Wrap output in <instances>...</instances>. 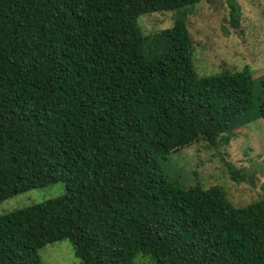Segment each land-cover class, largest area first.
<instances>
[{
  "label": "trees",
  "instance_id": "1",
  "mask_svg": "<svg viewBox=\"0 0 264 264\" xmlns=\"http://www.w3.org/2000/svg\"><path fill=\"white\" fill-rule=\"evenodd\" d=\"M200 1L0 0V202L66 190L0 216V264H42L64 240L81 264H264V197L234 208L218 187L159 174L199 140L227 144L258 119L264 130V76L193 68ZM225 3L240 33L241 7ZM164 12L173 25L145 36L138 18Z\"/></svg>",
  "mask_w": 264,
  "mask_h": 264
},
{
  "label": "rangeland",
  "instance_id": "2",
  "mask_svg": "<svg viewBox=\"0 0 264 264\" xmlns=\"http://www.w3.org/2000/svg\"><path fill=\"white\" fill-rule=\"evenodd\" d=\"M242 12L241 31L229 27L225 0H201L187 18V29L194 47L192 64L198 76H212L224 71L240 72L247 68L253 81L264 76V13L262 0H236ZM174 12L142 15L138 25L147 35L159 33L174 23ZM225 163L232 165L243 182H234ZM160 176L176 181L183 188L198 185L203 189L218 187L234 207L242 208L264 197V130L261 119L233 130L226 144L215 145L199 140L167 155L159 161ZM66 194L62 183L31 190L0 202V216ZM42 264H81L72 245L64 240L39 251ZM133 264H155L139 254Z\"/></svg>",
  "mask_w": 264,
  "mask_h": 264
}]
</instances>
